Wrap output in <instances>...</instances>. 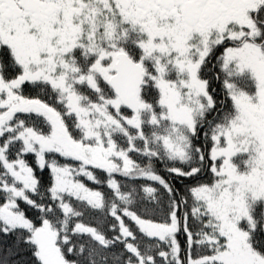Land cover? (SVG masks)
Segmentation results:
<instances>
[{"label": "snow or ice", "instance_id": "snow-or-ice-1", "mask_svg": "<svg viewBox=\"0 0 264 264\" xmlns=\"http://www.w3.org/2000/svg\"><path fill=\"white\" fill-rule=\"evenodd\" d=\"M0 264H264V0H0Z\"/></svg>", "mask_w": 264, "mask_h": 264}, {"label": "trees", "instance_id": "trees-1", "mask_svg": "<svg viewBox=\"0 0 264 264\" xmlns=\"http://www.w3.org/2000/svg\"><path fill=\"white\" fill-rule=\"evenodd\" d=\"M213 88H215L216 90H217V92L219 93L220 92V88H221V86H220V83L219 82H213ZM31 159V158H30ZM210 172H208L207 171V169L205 170V174H204V176L202 177V179L204 180V181H207L208 179H210ZM44 176H45V179H47V174L45 173L44 174ZM158 219L160 218V217H157ZM181 239V243L183 244V237H181L180 238Z\"/></svg>", "mask_w": 264, "mask_h": 264}, {"label": "flooded vegetation", "instance_id": "flooded-vegetation-1", "mask_svg": "<svg viewBox=\"0 0 264 264\" xmlns=\"http://www.w3.org/2000/svg\"><path fill=\"white\" fill-rule=\"evenodd\" d=\"M217 55H219V53H217Z\"/></svg>", "mask_w": 264, "mask_h": 264}]
</instances>
